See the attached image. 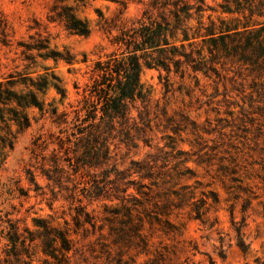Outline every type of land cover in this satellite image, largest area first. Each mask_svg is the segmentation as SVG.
<instances>
[{
  "label": "trees",
  "instance_id": "trees-1",
  "mask_svg": "<svg viewBox=\"0 0 264 264\" xmlns=\"http://www.w3.org/2000/svg\"><path fill=\"white\" fill-rule=\"evenodd\" d=\"M70 1L87 4L97 0H57L51 19L73 34L90 35L89 21L78 15ZM104 1L127 6L120 0ZM139 2L142 12L130 25L115 34L113 26L106 30L104 26L112 34L114 50L88 66L89 81L82 88L75 84L79 97L69 108L56 106L51 112L60 128L56 205L61 204L56 206V224L53 218H34V231L21 220H12L3 236L0 264H184L178 245L157 240L158 233L180 235L184 224L174 216L185 206L191 209L190 218L202 219L221 202L215 190L197 198L190 185L178 187L180 182L174 177L185 161L171 170L157 154L134 158L144 147L162 151L153 144L155 127L163 125V136L171 138L167 130L174 122L166 107L154 103L142 74L146 68L164 70L168 87L173 76L191 87L192 81L200 85L202 77L227 81L230 72L239 68L243 88L248 85L252 94L264 96V0H222L217 5L207 0ZM45 41L30 49L49 50V40ZM52 53L69 64L78 62L70 52ZM88 61L84 54L82 62ZM12 81L0 82V121L29 127L31 119L25 109L35 106L45 112V103L35 91L15 90L26 82ZM30 81L43 94L55 87L62 104L68 98L57 75H47L36 84ZM6 140L0 136V142ZM69 143L72 157L66 165L60 154ZM78 175L84 180L81 189L75 181ZM239 246L246 249L241 237Z\"/></svg>",
  "mask_w": 264,
  "mask_h": 264
},
{
  "label": "rangeland",
  "instance_id": "rangeland-1",
  "mask_svg": "<svg viewBox=\"0 0 264 264\" xmlns=\"http://www.w3.org/2000/svg\"><path fill=\"white\" fill-rule=\"evenodd\" d=\"M56 1L0 0V82H26L16 85L15 90L24 94L35 91L46 108L45 112L35 106L25 109L31 119L29 127L0 121V136L7 137L5 143L0 142V251L12 220H21L22 225L34 231V218H53L56 224V206L61 204L56 205V142L60 128L51 112L56 106L60 110L69 108V103L79 97L75 84L82 88L89 81L88 66L114 50L112 34L130 25L143 9L139 0H120L127 2L126 8L123 3L104 0L87 4L70 1L91 26L90 35L81 36L51 19ZM207 1L217 5L222 0ZM104 26L105 30L111 26L115 29L110 34ZM45 40H49V50L30 49ZM52 51L70 52L78 62L69 64L56 59ZM84 54L89 57L88 63L82 62ZM233 70L227 81L202 77L200 85L192 81L191 87L182 85L176 76L168 87L164 70L162 77L157 69L146 68L142 74L152 89L154 103L166 107L174 122L167 124L171 138L163 136V125L155 127L153 144L162 151L156 146L144 147L134 158L157 154L171 170L185 161L174 177L180 182L178 187L190 185L189 190L197 198L203 197L202 192L215 190L221 198L202 219L190 218L188 206L177 210L178 217L174 218L184 224L180 235L158 233L157 240L178 245L184 264L264 261V96L252 94L248 85L243 88V73L239 68ZM47 75H57L68 90L64 104L55 87L43 94L31 86V79L36 84ZM175 129H179L177 133ZM71 138L76 139L73 135ZM69 147L70 143L60 154L66 165L72 157ZM180 173L186 175L180 178ZM77 178L81 189L84 180L81 175ZM58 222L64 225L63 219ZM240 237L245 250L239 246Z\"/></svg>",
  "mask_w": 264,
  "mask_h": 264
}]
</instances>
